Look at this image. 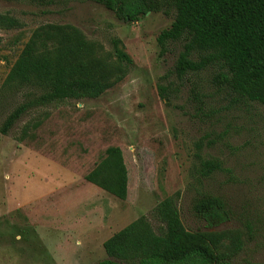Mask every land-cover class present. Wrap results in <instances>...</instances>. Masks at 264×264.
Wrapping results in <instances>:
<instances>
[{
	"label": "rangeland",
	"instance_id": "1",
	"mask_svg": "<svg viewBox=\"0 0 264 264\" xmlns=\"http://www.w3.org/2000/svg\"><path fill=\"white\" fill-rule=\"evenodd\" d=\"M0 15L22 25L0 29V128L41 94L5 84L38 29L78 30L95 58L123 76L96 99L33 104L0 133V264H30L36 254L33 264H62L44 260L48 251L60 254L38 228L63 217L66 225L73 217L84 221L82 244H74L84 252L63 253V264L101 262L103 243L138 218L158 232L154 209L167 197L186 230L222 236L216 246L222 264H264V106L228 89L220 65L176 76L184 42L167 43L163 55L157 43L174 10L162 6L131 23L94 0H0ZM113 41L129 65L113 57ZM109 147L121 150L126 166L124 201L84 180ZM204 160L219 162L221 170L203 177ZM202 196L220 198L227 221L201 220L192 206Z\"/></svg>",
	"mask_w": 264,
	"mask_h": 264
},
{
	"label": "trees",
	"instance_id": "2",
	"mask_svg": "<svg viewBox=\"0 0 264 264\" xmlns=\"http://www.w3.org/2000/svg\"><path fill=\"white\" fill-rule=\"evenodd\" d=\"M94 1L118 19L131 23L151 12L162 11V6L171 8L174 20L170 28L158 36L157 43L163 55L167 43L184 42L174 68L176 76L182 78L220 65L226 72L222 79L228 89L241 99L264 106V0ZM21 26L13 17L0 15V29ZM112 48L113 57L119 63H131L118 41L112 42ZM122 78L106 60L95 58L94 46L78 30L53 25L38 29L24 45L5 84L31 86L41 94L32 104L13 111L0 133L6 135L33 104L96 99ZM162 92L160 89L164 96ZM220 170L217 161L200 162L203 177ZM84 180L120 201L126 200L128 175L121 150L107 148ZM192 207L205 222L227 221L226 206L220 198L202 196ZM154 213L161 224L158 232L145 217L138 218L103 243L106 259L95 264L223 263L222 255L216 251L222 236L186 230L174 198L163 199Z\"/></svg>",
	"mask_w": 264,
	"mask_h": 264
},
{
	"label": "crops",
	"instance_id": "3",
	"mask_svg": "<svg viewBox=\"0 0 264 264\" xmlns=\"http://www.w3.org/2000/svg\"><path fill=\"white\" fill-rule=\"evenodd\" d=\"M63 218L62 219L56 218V219L52 220V222L45 221V223H46L45 226L40 225V228H38V229L44 231V233L48 237V240L51 241L52 244L55 243V245L58 246L57 251L60 254V257H57V255H54L52 252L48 251L47 255H45L44 260H51L53 262L54 261L55 262L61 261V263L63 264L64 263L63 253L70 252V251H72L73 253L84 252V248L79 249V248L75 247V245H74L75 243L76 244H78V243L82 244V238H83L82 229H84L82 226L84 224V221H79V219L77 217H73L72 221L75 223L66 225V224H63V220H64ZM34 254H36V253H34ZM30 255H33V254H30ZM36 255H34L33 257H31V256L29 257V263L30 264H33L34 262L37 263L38 256H36ZM57 264H58V262H57Z\"/></svg>",
	"mask_w": 264,
	"mask_h": 264
}]
</instances>
